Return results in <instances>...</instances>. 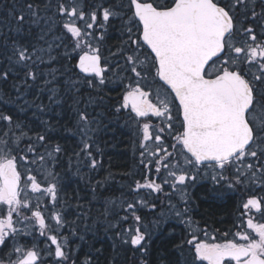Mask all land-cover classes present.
Segmentation results:
<instances>
[{
    "label": "snow or ice",
    "instance_id": "1",
    "mask_svg": "<svg viewBox=\"0 0 264 264\" xmlns=\"http://www.w3.org/2000/svg\"><path fill=\"white\" fill-rule=\"evenodd\" d=\"M7 17L6 23L0 21V61L5 64L0 81L21 73L22 83L37 81L45 75L40 66L56 59L52 55L55 45L65 48L69 60L78 57L73 66L78 72L66 69L76 77L70 76L67 85L77 94L79 85L99 93L111 82L108 73L113 66L102 61L101 45L108 29L119 22L125 37L118 49L124 60L120 71L126 75L112 73L124 88L114 110L134 114L143 135L144 168L151 172L154 165L158 176L162 169L166 173L159 183L147 176L143 183L137 181L133 189L137 195L147 189L149 196L169 197L167 185L184 204L181 211L169 200L170 209L191 228L188 189L199 179L228 189L264 192V0H21L19 6L12 5ZM56 26L60 34L47 40ZM34 28L39 29L36 36ZM55 73V69L47 72L52 79L46 84L59 83ZM13 87L20 91L16 84ZM50 91L56 95L55 89ZM77 115L81 147L76 155L85 154L95 169L98 162L92 158L90 133L96 121L90 118L87 105ZM152 117L159 125L148 122ZM0 121L6 122L0 128V264H45L42 254L50 258V264H76L70 237L77 232L72 229L64 235L68 221L57 210L58 184L42 187L30 168L20 170L21 163H44L45 155L39 154L36 142L43 147L49 137L37 134L21 155L20 143L27 133L11 115L0 112ZM168 135L174 140L171 151L164 146ZM53 152L60 153V145L47 156ZM30 193L39 194L35 204ZM44 196L50 208L48 202L41 207ZM125 203L120 222L131 217L137 226L116 235L122 245L141 254L139 264H149L151 233L137 213L155 209L156 204L144 197ZM167 220L160 213L153 226L160 229ZM237 220L231 239L215 242L213 237L208 242L192 234L177 247L190 246V264H264V196L250 195L240 205ZM37 231L50 242L45 249L38 250L35 242L31 247L21 243L28 237L35 240ZM204 235H208L206 230ZM158 262L171 264L165 255ZM82 264H93V258L89 255Z\"/></svg>",
    "mask_w": 264,
    "mask_h": 264
},
{
    "label": "trees",
    "instance_id": "2",
    "mask_svg": "<svg viewBox=\"0 0 264 264\" xmlns=\"http://www.w3.org/2000/svg\"><path fill=\"white\" fill-rule=\"evenodd\" d=\"M20 2L21 0H0V21L6 23L8 11L13 4L19 6ZM51 14V12H41V15ZM38 33L39 29L34 28L33 36ZM59 34V26H56L53 33L49 34L46 39L52 41L53 35ZM57 43L59 42L57 41ZM65 43L68 42L65 41ZM119 48L116 43L107 44L103 42L101 54L104 61L113 66L109 73L118 72L120 76H124L126 73L120 71L124 64L120 61L122 56L118 52ZM64 53V47L55 48L54 45L52 55L56 59L50 65L40 66L45 75L40 76L35 82L29 80L27 84L22 83V73L15 78L10 77L7 82L0 81V112L11 115L13 121L19 122L24 132L27 133V137L20 143V149L23 150L20 152L21 155L27 152V145L30 142H35L37 134H44L49 137L43 147H40L39 143L36 142L39 154L52 152L57 144L60 145L61 152H53V155L46 160V168H49L48 177L43 178L42 176L41 168L43 166L40 168L41 176L37 173L35 175L37 174L36 179L42 187L49 183L58 184L59 203L57 210H62L68 221V226L63 230L64 235H69L72 229L77 232L76 237H70L72 240L70 245L74 258H76V264H82L89 255L93 258V264H139L141 254L139 252L134 253L130 245H122L120 238L116 235L118 231H122L134 222L131 217L127 222H120V217L125 215L122 209L126 207V204L117 207L116 199L125 196L124 202L129 200L127 193L130 192L131 185L135 184L134 177L126 174L136 169L133 157L136 152L135 138L139 136V129L127 110L120 113H116L114 110L115 106L121 102L122 94L119 93L118 89L123 86L113 75H108L111 82L102 92L97 93V91L88 89L84 85H79V94L74 90H69L67 85L69 77L71 76L73 80L76 77L66 69L78 71L73 68L76 59L69 60ZM113 53L116 55L113 56ZM72 55L76 56L77 54L72 53ZM117 64L120 67H116ZM3 67L5 64L0 61V69ZM51 69L56 70L55 74L59 83L56 81L51 84L45 83L46 80L52 79L47 75ZM13 84L19 87V92L13 87ZM50 89L56 90L55 96L52 95ZM90 99L92 102L89 104ZM86 105L90 118L94 120L97 118L99 121H97L99 125L95 127L96 133L93 132L90 135L97 134L98 136L95 135L97 137L105 135L110 137V154L106 156L109 166V193H107L105 186L107 181L104 179V174L97 177L101 180V184H93V177L88 171V158L85 154L76 155L80 152L81 147V137L76 128L77 112L84 110ZM5 123L0 121V128H3ZM28 137L32 138L31 141ZM76 189L78 191L77 201L74 193ZM93 190H95V195ZM107 195L111 198V206L105 201ZM239 195L241 205L245 195L242 196V193ZM216 200H208L205 203L204 211L208 219L216 221L209 225L214 230L224 231V224L217 222V219L229 215L234 197L228 195V197L224 196ZM34 202L33 204H35ZM41 207H44L43 204ZM145 218L144 222L150 220L147 216ZM117 223H119V227H113ZM161 230L165 236L158 237L157 235L151 238L149 256L147 257L149 264H159L158 257L161 255H165L171 264H190L191 256L184 252L183 248L177 247L185 240L173 236L172 232L176 229L166 227ZM161 230L159 231L161 232ZM79 236H83L84 239L80 240ZM37 237V243L44 239V237L39 236L38 231L35 233V240ZM120 246L123 251L119 249Z\"/></svg>",
    "mask_w": 264,
    "mask_h": 264
},
{
    "label": "flooded vegetation",
    "instance_id": "3",
    "mask_svg": "<svg viewBox=\"0 0 264 264\" xmlns=\"http://www.w3.org/2000/svg\"><path fill=\"white\" fill-rule=\"evenodd\" d=\"M259 10V9H257ZM125 37H123L121 35V31H120V24L119 22H116L113 24L112 27H110L108 29L107 32V36L104 42H106L107 44H111V42L116 43L119 45V47L121 46V40L124 39ZM109 76L112 75V73L108 74ZM126 75V74H125ZM120 91H124V89H118ZM122 97V96H121ZM153 102H156L155 99H153ZM128 111V110H127ZM129 112V111H128ZM174 115H176V109H173ZM130 114V113H129ZM133 117V121H134V114H130ZM96 123H94L93 127L95 128L97 125H99V123L97 124V118H95ZM99 122V121H98ZM148 122L152 123V124H156L159 125L160 121L155 118L152 117ZM135 123V121H134ZM136 124V123H135ZM137 125V124H136ZM179 125V117L177 118V127ZM137 128L139 129V136H137L136 139V152L134 154L133 160L134 163L136 165V170H137V177L135 178V183L137 181H140L141 183L144 182V178L147 176V178L149 179H155L158 183L160 182V177L166 175L165 171L162 169L161 173L159 174V176L155 173V166H151L152 170L151 172H149L148 170H146L144 168V166L140 163L141 162V151H143V149L140 147L141 142L143 140V135H142V131L141 129L137 126ZM97 129L95 128L94 133H96ZM93 133V132H92ZM175 133H173L174 135ZM97 134H93L92 136V148H91V152H92V158L97 160V167L95 169H92L91 167V160L90 158H88V164H89V168L88 171L90 172V174L93 177V184H95V182L97 180H99V178L102 174H104V179H106V183L105 186L107 188V193H109L108 189H110V184L108 181L109 180V173H108V163L106 162L105 158L106 156H108L110 154L109 150H110V137L108 136H95ZM149 145L152 144L151 141L147 142ZM172 143H174V140L172 139L171 135L166 136V140H165V147H169ZM169 150L171 151V148L169 147ZM107 163V164H106ZM145 163H147V159H145ZM47 186V185H46ZM43 186V187H46ZM135 187V184L130 187V195L129 196V201H132L131 197L135 194V192L133 191ZM215 187L218 186H214L212 184V182L210 180L207 179H199L198 182L196 183L195 187H190L188 189L190 195H191V200L189 203V207H190V212L188 213V216L191 217L192 220V226L191 228H189L186 224L182 223L181 220L179 218H177L175 216V212L174 210L170 209L169 207V200H171V203L173 205L176 206V209L178 210H183L184 208V204L183 202L180 200L179 198V193H173L172 189L169 188L167 185H165V192L170 193L171 195L169 197H165L163 194H155L153 193L151 196L148 195V191L147 189L141 190V192L139 193V195L135 194V196H140V197H144L149 204L151 203H155L156 204V208L155 209H151L150 207L148 208H143L141 209V211L138 213V215H141L143 218V224L145 223L144 220L146 219L145 217L148 216L149 214L152 213H156L161 211V209H164L165 212V217H168L167 223L165 224H161L160 229H155L158 231H154V236L156 237L158 235V237H163L165 235H161V232L159 230L163 229V228H175L176 231L172 232L175 238L177 239H181V240H187V239H191V235L192 234H196L200 239H206L210 242H213L212 238L215 237V242H223L226 239H231L232 238V233L236 231V228L234 227V224L238 223L237 217L240 215V198L239 195L237 193V191L235 189H228L230 190L227 194H213L211 193V190H213ZM235 190V192H233ZM106 191V190H105ZM75 193V198L76 201L78 200V191L77 189L74 190ZM157 195H159V198H156ZM228 195H232V197H234V203L232 206V209H230V213L229 215H227V217H224L221 219H217V222H221L224 224V231H217L214 230L212 226H210L209 224H214V220H210L207 218L206 213L204 211V207H205V203L209 200V201H217V198H223L228 197ZM248 198V196H245L243 198L244 202L246 199ZM122 200H125V196L122 198ZM105 201L107 202L108 205H110L111 202V198L109 195H107L105 197ZM45 202L49 201L47 199V196H45ZM44 206V204H43ZM28 215H30V213H27ZM45 215H47V212H45ZM257 219H259V217L257 216ZM224 220V221H223ZM150 222H152V220H148ZM134 225V228L137 226L135 221L134 223H131ZM131 224H129L128 226L125 227V229L127 227H130ZM143 230V228H142ZM205 230L207 231L208 235L205 236L204 232ZM225 233H228L227 236H225ZM21 243H26L29 247H31L32 245V237H28L26 240H21ZM50 243L49 241H46L45 238L37 243V245L39 246L38 250L40 249H45L46 245ZM54 247V246H53ZM70 248L72 250V246L70 245ZM10 249H8L9 251ZM183 251L188 253L190 255V246L188 245H184L183 247ZM43 255V254H42ZM191 256V255H190ZM42 259V258H41ZM192 259V257H191ZM43 260V259H42Z\"/></svg>",
    "mask_w": 264,
    "mask_h": 264
},
{
    "label": "rangeland",
    "instance_id": "4",
    "mask_svg": "<svg viewBox=\"0 0 264 264\" xmlns=\"http://www.w3.org/2000/svg\"><path fill=\"white\" fill-rule=\"evenodd\" d=\"M120 61H121V63L122 64H124V60H123V57H120ZM30 155V154H29ZM42 155H45V161H44V163L41 165V164H39V163H37V164H28L27 166H25L23 163H21V165H20V170H21V172H24L25 171V167H28V168H30L31 169V174L32 175H34V176H37V174L39 175V176H41V171H40V168H41V170L43 171L42 172V176H43V178H47L48 177V171H49V168H46V160H47V158H48V156H47V153H43ZM35 173H37L36 175H35ZM25 179H26V177H25ZM255 190V192L256 193H260V194H262L263 196H264V192H261V191H259L258 189H254ZM136 194V193H135ZM135 194L131 197V199H132V201H134V200H137V199H139V197L140 196H135ZM39 194L38 193H36V194H32L31 193V197H32V201L34 202V201H36V197L38 196ZM131 196V195H130ZM43 198V197H42ZM41 198V199H42ZM126 200V199H125ZM116 202H117V207H120L122 204H126L125 202H124V200H122V198H118V199H116ZM126 202H128V200L126 201ZM129 202H131V201H129ZM111 205H112V203H110ZM111 205H109V206H111ZM153 220H152V222H150V221H147V222H145L144 223V225L147 227V230L151 233V238H153V236H154V231H155V227L153 226ZM127 228H134V225L133 224H131V226L130 227H127ZM126 228V229H127ZM144 230V229H143ZM42 258H43V260H46L47 259V256H46V254H43V256H42Z\"/></svg>",
    "mask_w": 264,
    "mask_h": 264
},
{
    "label": "bare ground",
    "instance_id": "5",
    "mask_svg": "<svg viewBox=\"0 0 264 264\" xmlns=\"http://www.w3.org/2000/svg\"><path fill=\"white\" fill-rule=\"evenodd\" d=\"M101 46H103V44H102ZM124 83L126 84V83H128V81L125 80ZM119 89H124V88L122 87V88H119ZM118 91H119L120 94L123 95V91H120V90H118ZM105 160H106V162H108V161H107V158H105ZM140 163H141V162H140ZM106 164H107V163H106ZM136 174H137V170L135 169V170L130 171V172H129L128 174H126V175H127V176H132V177H134L133 179L135 180V178L137 177ZM98 184H101V180H100V179L97 180V181L95 182V185H98ZM235 190L237 191L238 195H239L240 193H242V196L245 195V196H248V197H249L250 195H253V194L258 195V196H263V195L260 194V193H256L254 189H251V190H245V189H243V188H236ZM235 190H234L233 192H235ZM229 191H230V190H227V189H226V186H225V187L218 186V187H215L213 190H211V193H213V194H217V195H220V194H227ZM125 194H126V193H125ZM127 194H128V195H132V194H130V192L127 193ZM127 194H126V195H127ZM239 196H240V195H239ZM245 196H244V197H245ZM160 213H164V215H165L164 209H161V211H159V212L156 211V213L149 214V215L147 216V218L150 219V220L156 221L157 219H159V217H160ZM221 219H222V218H220V221H221ZM208 242H210V241H208ZM119 249H121V250L123 251V248H122L121 246L119 247ZM43 261L45 262V264H50V258H49V257H47V259H46V260H43Z\"/></svg>",
    "mask_w": 264,
    "mask_h": 264
},
{
    "label": "water",
    "instance_id": "6",
    "mask_svg": "<svg viewBox=\"0 0 264 264\" xmlns=\"http://www.w3.org/2000/svg\"><path fill=\"white\" fill-rule=\"evenodd\" d=\"M78 70V69H77Z\"/></svg>",
    "mask_w": 264,
    "mask_h": 264
}]
</instances>
